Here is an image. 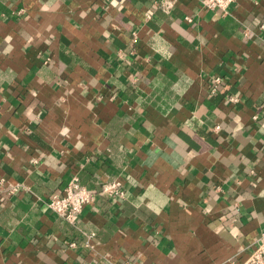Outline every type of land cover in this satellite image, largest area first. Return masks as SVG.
Returning a JSON list of instances; mask_svg holds the SVG:
<instances>
[{
  "label": "crops",
  "instance_id": "0c3cea01",
  "mask_svg": "<svg viewBox=\"0 0 264 264\" xmlns=\"http://www.w3.org/2000/svg\"><path fill=\"white\" fill-rule=\"evenodd\" d=\"M152 1L0 0V264L246 259L264 226V0L147 18ZM74 175L95 197L72 223L41 199Z\"/></svg>",
  "mask_w": 264,
  "mask_h": 264
},
{
  "label": "built area",
  "instance_id": "2783aa9c",
  "mask_svg": "<svg viewBox=\"0 0 264 264\" xmlns=\"http://www.w3.org/2000/svg\"><path fill=\"white\" fill-rule=\"evenodd\" d=\"M204 8L213 10L221 9L227 11L229 6L236 0H200ZM176 0H153L152 7L146 14L147 18H151L156 10H159L165 14L172 12L175 6ZM186 20H191V16H185ZM222 82V77L219 75L213 76L211 84L209 86V92L214 93L218 89ZM239 100L236 95H231L226 98L228 104L235 103ZM215 130L220 129V125L214 126ZM19 188L9 187L3 192L4 196L12 195L17 192ZM100 193L108 199H115L122 197L124 192L119 187V182H105L100 187ZM95 197V192L83 185L78 176L74 175L70 178L67 185L64 188V192L61 194H50L41 201L43 204L54 212L59 217L65 218L69 222H76L82 208L85 204L89 203ZM2 199V198H1ZM71 246L75 245V242H70ZM250 249L246 259L241 264H264V226L256 236V238L250 243Z\"/></svg>",
  "mask_w": 264,
  "mask_h": 264
}]
</instances>
